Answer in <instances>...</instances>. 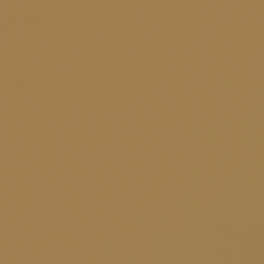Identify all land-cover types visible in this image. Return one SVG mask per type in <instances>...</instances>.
<instances>
[{
	"label": "water",
	"instance_id": "95a60500",
	"mask_svg": "<svg viewBox=\"0 0 264 264\" xmlns=\"http://www.w3.org/2000/svg\"><path fill=\"white\" fill-rule=\"evenodd\" d=\"M0 264H264V0H0Z\"/></svg>",
	"mask_w": 264,
	"mask_h": 264
}]
</instances>
